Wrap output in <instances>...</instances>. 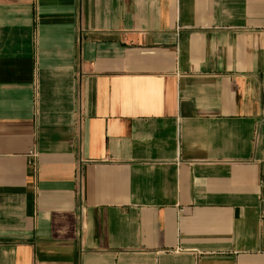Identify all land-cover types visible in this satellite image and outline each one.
Here are the masks:
<instances>
[{"label": "crops", "instance_id": "obj_1", "mask_svg": "<svg viewBox=\"0 0 264 264\" xmlns=\"http://www.w3.org/2000/svg\"><path fill=\"white\" fill-rule=\"evenodd\" d=\"M0 264H264V0H0Z\"/></svg>", "mask_w": 264, "mask_h": 264}]
</instances>
